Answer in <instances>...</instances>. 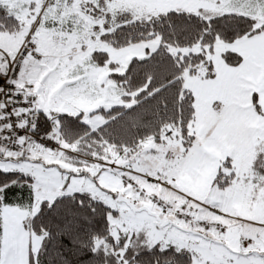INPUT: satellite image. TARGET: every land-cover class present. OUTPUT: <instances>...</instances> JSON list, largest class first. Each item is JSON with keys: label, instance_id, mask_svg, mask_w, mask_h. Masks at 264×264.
<instances>
[{"label": "snow or ice", "instance_id": "snow-or-ice-1", "mask_svg": "<svg viewBox=\"0 0 264 264\" xmlns=\"http://www.w3.org/2000/svg\"><path fill=\"white\" fill-rule=\"evenodd\" d=\"M0 264H264V0H0Z\"/></svg>", "mask_w": 264, "mask_h": 264}]
</instances>
